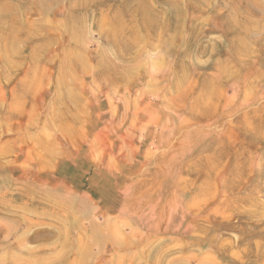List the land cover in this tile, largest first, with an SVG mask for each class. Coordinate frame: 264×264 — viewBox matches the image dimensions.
Listing matches in <instances>:
<instances>
[{"label":"rangeland","instance_id":"obj_1","mask_svg":"<svg viewBox=\"0 0 264 264\" xmlns=\"http://www.w3.org/2000/svg\"><path fill=\"white\" fill-rule=\"evenodd\" d=\"M10 1L0 9L26 11L0 21V264H264V78L251 74L264 49L202 98L234 37L211 6L186 9L171 48L127 36L138 63L119 81L96 70L103 52L121 63L109 31L124 0L91 7L83 27L68 4L40 15Z\"/></svg>","mask_w":264,"mask_h":264},{"label":"bare ground","instance_id":"obj_2","mask_svg":"<svg viewBox=\"0 0 264 264\" xmlns=\"http://www.w3.org/2000/svg\"><path fill=\"white\" fill-rule=\"evenodd\" d=\"M3 1H5V0H3ZM16 1H17V3L19 2L20 4L22 3L21 5H24V3H26L25 1H27V0H19V1L16 0ZM16 1H14V2H16ZM35 1L37 3L36 5H39L37 10H39L40 15H49L51 10H52V7L56 4H59V3L68 4V6L70 8V10H69L70 16L67 20V23H69L70 25L72 23H75L77 26L81 25L79 27H83L85 25V15H87L86 13H89L87 10H89L91 7H95V6H105V7L109 6V7H111V3H113V2H110V0H35ZM153 1H155V0H153ZM210 1H212L213 4H211ZM210 1L209 0H182V1H178V0H157V2H159V4L161 5V8H158L154 4H152V0H124L123 2H119L120 3L119 5L121 7H118L116 9L112 10V11H114V13L110 10V12H112L114 15H112L111 13L109 14V15L113 16V18L111 17L112 19H110L111 24L113 26H110L111 24H109V23L107 26L108 27L110 26V29H111V27L113 29H111L112 31L108 28H106V29L110 30L109 32H111V35H109V36H111L115 42L114 43L112 41V44H115V46L119 50V52L117 50V58L116 59H120L121 63L119 64V61H117V63H118L117 64L116 62L113 63L114 62L113 60H108L107 59L108 55L106 54V52H103L100 56L101 59L99 58L100 59L98 62L99 63V65H98L99 69H98V71L96 70V72H98L97 74H100V75L102 74V78H103V75H108V78H110L112 76L113 78L115 77L118 80L120 79V77L122 79L126 80L125 77H127V75L129 76V74H130L129 77L132 76L130 73L132 65H131V63H128L129 61L125 60V57H127L126 55H128V54L133 55L134 53H137L136 52L137 51V49H136L137 45H135L134 42L130 38H127V36L133 38V40H135V42H139V44L145 43V42L147 43V41H148L147 39H149V38L153 39V40L158 39L159 43H163L164 45L169 44V47L171 48L172 43L181 35L182 28H183L182 27L183 22H185V20H186V18H185L186 17V14H185L186 9L187 10L188 9H194L195 11L203 12V11L207 10V8H209V6H211L209 9H211V12L213 13L212 18H217L219 20L220 30L222 32H224L226 37H228V36L232 37V35L234 36L233 38L230 39V41H231V44H230L231 56H230V58H228L224 63H222V65L219 64V75H218L219 79L218 80L210 79L202 87L203 92L200 94V96L202 98H206V97L207 98L213 97V99L216 98L218 96V94L216 92L217 88H215V85L220 83L222 81V79L233 78L236 76V72L238 71L237 69L241 68L236 63V62H239V57L245 56L247 54H251V52H254V51H256V53H257L256 57H257V55L261 54V51L264 49V26H263V23H264V4L263 3H264V1H262V0H231L229 4L223 3V6L225 8L229 9V11L227 10L228 11L227 14L223 15V16L220 15V12H219L220 5L222 4V2L220 0H215V4H214V0H210ZM19 3L17 5H19ZM11 4H8V7L5 11L3 9H0V21L3 22L6 19V16L9 17V15L11 16L10 19L13 20V22L16 21L17 23H18L17 18L19 21H20V18H22L21 16L23 15V13L26 10L24 12L21 10L19 12H17L16 11L17 9L14 8L16 6H14V7L10 6ZM230 4H232L231 8H230ZM78 6H80L79 11H78ZM19 7H20V5H19ZM99 9H100V7H99ZM12 11H16L17 16L15 15V13L13 15ZM77 11L78 12L81 11L80 13L84 12L85 14L84 13H83L84 15L83 14L80 15L79 13L76 14ZM90 11H93V10L90 9ZM95 11L97 12V10H95ZM105 12L107 13V11H105ZM9 13H11V14H9ZM106 15L108 17V13ZM209 19L210 18H207L205 20V25H207V22L209 21ZM108 21L109 20H107V22ZM192 24H194V22ZM70 30H71L72 34L75 32V28L72 26H70ZM20 31H21V29L19 26L11 28L8 31V37L7 38L8 39L11 38L14 33H19ZM0 32H2V34H4L5 28L3 31H0ZM84 32H85V29L82 30L80 36L84 35ZM141 32L144 34H141ZM192 34H195V32L192 31ZM259 36H261V38H258ZM141 38H144L145 40H143ZM194 38L195 37L192 36L191 41L192 40L195 41ZM118 39H119V43H117ZM48 43H49V41H44L43 43H40V44H42L43 46H46ZM139 44H138V46H139ZM42 45H41V47H43ZM77 46L80 47V44L78 43ZM153 47H154V45L151 42V46L149 45L148 48L149 49L152 48V50H153ZM197 49H198V50H196L197 52L202 50L199 45H198ZM157 50H160V49H157ZM144 52L145 51L143 48V50L140 51L139 53L143 54ZM204 53H206V51H204ZM72 54H73V51H72ZM188 54H190V53H188ZM71 55H70V57H71ZM74 55L75 54H73V58H74ZM8 57H11V55H8ZM70 57L66 56V59L67 58L69 59ZM74 59H76V56ZM132 61H134V60H132ZM261 61H259L260 65L258 64L260 66L259 70L252 69L251 74L254 76V78H260L263 80L264 72L262 71V69H264V59L262 62ZM259 62H257V63H259ZM4 63L6 65L10 64L9 59L7 58V61H4ZM70 63L72 65H74V60H72ZM136 63H138V62L136 61L134 64L136 65ZM76 65L78 66L79 64H77V62H76L74 66L77 67ZM135 65H133V67H132L133 69L137 68V67L134 68ZM78 69H79V66H78ZM142 69H144V68H142ZM231 69H232V73H231ZM233 69H235V71H233ZM72 71L74 72V70H72ZM69 72H66V73H69ZM196 72H197L196 70L193 71L192 75H195ZM67 75L65 77H67ZM237 75H238V73H237ZM117 76H119V77H117ZM28 78L30 79V76H28ZM62 78H63V76H62ZM63 79H65V78H63ZM114 79H113V81H114ZM127 79H129V78L127 77ZM119 81H122V80H119ZM218 81H220V82H218ZM26 83L27 84H25V83L23 84V87H24L23 88V90H24L23 96H26L29 93L28 92L29 90L27 92H26V90L29 89L28 87H29L30 82L26 81ZM61 83H62V81L60 79V84ZM247 85H249V84H247ZM213 87H214V89H213ZM244 88H246V87L244 86ZM246 92H248V91H246ZM246 92L244 94H246ZM246 96L247 95H245V97ZM196 105L199 108H201L203 112L205 111V103L203 100L198 99L196 101ZM74 118H75V116H74ZM76 122H78V121H76ZM260 123L262 124V122H260ZM262 125H264V123ZM257 126L259 127L260 125H257ZM72 128H73V126H72ZM72 128H70V129H72ZM261 128H263V126ZM73 129L75 130V128H73ZM64 130H65V128H64ZM66 130H67V128H66ZM257 133L258 132H256V135H257ZM254 137L256 138V136H254ZM262 138H263V136H262ZM252 139H253V137H252ZM253 142H254V140H253ZM259 142H260V140H259ZM40 144L41 145L44 144V146H45V143H40ZM47 145H48V143L46 144V146ZM238 173H239V171H238ZM43 200H45V199L43 198ZM49 200H50V198H49ZM62 200H63V198H62ZM55 201H56V199H55ZM53 202H54V200H53ZM55 204H56V202H55ZM71 204L73 206L72 202H71ZM57 215H58V213H57ZM205 259L206 258H203V260H205ZM208 259H210V258L208 257ZM15 262H16V260H15ZM11 263H12V261H11ZM37 263H35V264H37ZM19 264H21V263H19ZM38 264H40V263H38ZM59 264H61V262Z\"/></svg>","mask_w":264,"mask_h":264}]
</instances>
